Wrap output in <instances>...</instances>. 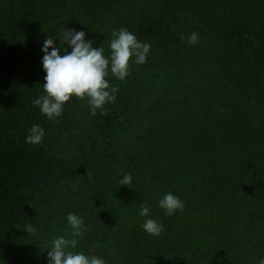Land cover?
<instances>
[{"label": "trees", "instance_id": "obj_1", "mask_svg": "<svg viewBox=\"0 0 264 264\" xmlns=\"http://www.w3.org/2000/svg\"><path fill=\"white\" fill-rule=\"evenodd\" d=\"M64 28L105 55L113 29L151 44L145 64L109 78L119 92L104 115L75 97L57 120L32 104L42 42ZM192 32L195 46L181 38ZM33 124L37 146L24 142ZM166 192L183 211L157 207ZM141 203L160 235L141 229ZM68 212L88 229L78 250L107 264L264 257V0H0V264H47Z\"/></svg>", "mask_w": 264, "mask_h": 264}, {"label": "clouds", "instance_id": "obj_2", "mask_svg": "<svg viewBox=\"0 0 264 264\" xmlns=\"http://www.w3.org/2000/svg\"><path fill=\"white\" fill-rule=\"evenodd\" d=\"M181 38L189 46L199 43L196 32ZM107 44L108 54L105 55V48L93 47V41L86 39L83 30L66 28L60 30L57 39L47 36L43 40V92L32 101L43 117L57 120L64 105L73 97L86 101L91 116L98 113L104 115L106 106L116 102L119 88L112 85L109 78L123 81L129 75L130 64H145L151 52V44L141 42L127 28L113 29ZM45 135V130L39 124H33L28 128L24 142L37 146L42 143ZM132 179L130 173H124L118 179V184L130 185ZM157 207L171 216L183 211L184 202L178 195L166 192L157 201ZM138 216L143 218L140 227L148 235L158 236L164 230V225L151 217L148 204L141 203ZM65 220L70 231L54 236L45 245L47 264H107L102 255L78 250L80 239L88 230L84 218L68 212ZM25 230L31 232L32 228L27 225ZM257 264H264V257H260Z\"/></svg>", "mask_w": 264, "mask_h": 264}, {"label": "bare ground", "instance_id": "obj_3", "mask_svg": "<svg viewBox=\"0 0 264 264\" xmlns=\"http://www.w3.org/2000/svg\"><path fill=\"white\" fill-rule=\"evenodd\" d=\"M232 28V27H231ZM204 66V65H203ZM58 179V178H57ZM63 185V184H62ZM44 221V220H43ZM16 227V226H15Z\"/></svg>", "mask_w": 264, "mask_h": 264}]
</instances>
